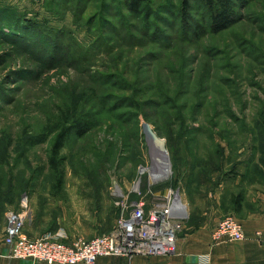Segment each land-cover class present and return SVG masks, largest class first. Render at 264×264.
Wrapping results in <instances>:
<instances>
[{
  "label": "rangeland",
  "instance_id": "1",
  "mask_svg": "<svg viewBox=\"0 0 264 264\" xmlns=\"http://www.w3.org/2000/svg\"><path fill=\"white\" fill-rule=\"evenodd\" d=\"M190 2L185 19L181 0H0V235L22 210L28 237L89 239L137 188L151 204L175 186L188 213L226 181L264 193V0L218 32Z\"/></svg>",
  "mask_w": 264,
  "mask_h": 264
},
{
  "label": "built area",
  "instance_id": "2",
  "mask_svg": "<svg viewBox=\"0 0 264 264\" xmlns=\"http://www.w3.org/2000/svg\"><path fill=\"white\" fill-rule=\"evenodd\" d=\"M136 198L117 201L118 217L111 229L89 239L74 238L65 242L63 230L34 238L24 234L25 212L9 211L4 230L0 235V256L31 258L46 263L94 264L105 256L130 257L134 254L168 255L176 251L178 232L188 217L187 207L178 188L168 186L161 200L151 204L143 199L140 189H134ZM264 231H256L262 239ZM215 240L244 238L243 225L233 215L221 217L212 230Z\"/></svg>",
  "mask_w": 264,
  "mask_h": 264
},
{
  "label": "crops",
  "instance_id": "3",
  "mask_svg": "<svg viewBox=\"0 0 264 264\" xmlns=\"http://www.w3.org/2000/svg\"><path fill=\"white\" fill-rule=\"evenodd\" d=\"M228 183L227 181L220 183L213 192H209L199 210L197 203L186 201L189 204V213L187 211L189 217L185 219L177 235L175 252L168 255L134 254L129 258L105 256L98 258L94 264H264V234L261 236L262 239L256 237V231H264V193L258 191L251 196L242 193L243 195L237 199V194L241 193L238 186L234 189V186ZM208 211L210 213L206 215ZM227 214L233 215L242 223L243 239L213 238V227ZM64 241L70 240L67 238ZM0 249L5 253L7 246L1 244ZM0 264L49 263L3 255L0 256Z\"/></svg>",
  "mask_w": 264,
  "mask_h": 264
},
{
  "label": "trees",
  "instance_id": "4",
  "mask_svg": "<svg viewBox=\"0 0 264 264\" xmlns=\"http://www.w3.org/2000/svg\"><path fill=\"white\" fill-rule=\"evenodd\" d=\"M141 0H125V5L128 8V10L133 14H140L141 13V7H140ZM199 3L202 4V6L205 8V12L207 14L206 22L207 27L214 32H218L220 30H223L238 20V2L237 0H199ZM191 8V2L190 0H181L180 3V10L183 13V16L185 19H188L190 17V14H188V9ZM187 21V20H186ZM80 126V125H78ZM76 126V127H78ZM84 128L81 127L79 129ZM71 130L70 126H65L63 129H61L52 144V152L54 156H57L59 153L60 148L63 145V141L65 137L69 134ZM79 133H83L81 130ZM53 163V162H52ZM52 167L55 169V164H52ZM173 188H176L175 186H171ZM136 198V196L132 197ZM237 199L240 198V195L237 194Z\"/></svg>",
  "mask_w": 264,
  "mask_h": 264
},
{
  "label": "water",
  "instance_id": "5",
  "mask_svg": "<svg viewBox=\"0 0 264 264\" xmlns=\"http://www.w3.org/2000/svg\"><path fill=\"white\" fill-rule=\"evenodd\" d=\"M142 132L149 145L151 154H157L159 148H163V140L157 136L152 125L147 121L142 122Z\"/></svg>",
  "mask_w": 264,
  "mask_h": 264
},
{
  "label": "bare ground",
  "instance_id": "6",
  "mask_svg": "<svg viewBox=\"0 0 264 264\" xmlns=\"http://www.w3.org/2000/svg\"><path fill=\"white\" fill-rule=\"evenodd\" d=\"M162 153H163V156H162ZM157 162H155V166L150 168V171H151L150 173H152L153 175L155 174L156 178L166 176L169 170V167H168L166 155L163 151H160V156L158 157Z\"/></svg>",
  "mask_w": 264,
  "mask_h": 264
}]
</instances>
